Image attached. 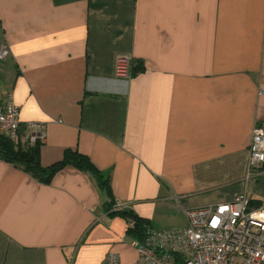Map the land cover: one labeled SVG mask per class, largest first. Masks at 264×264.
<instances>
[{
  "label": "crops",
  "instance_id": "0c3cea01",
  "mask_svg": "<svg viewBox=\"0 0 264 264\" xmlns=\"http://www.w3.org/2000/svg\"><path fill=\"white\" fill-rule=\"evenodd\" d=\"M2 47L0 103L11 95L23 126H45L42 165L86 155L116 207L152 231L242 193L264 203V164L249 165L264 126V0H0ZM123 56L129 79L115 75ZM107 204L90 172L67 166L45 184L0 157V264L136 262Z\"/></svg>",
  "mask_w": 264,
  "mask_h": 264
},
{
  "label": "built area",
  "instance_id": "2783aa9c",
  "mask_svg": "<svg viewBox=\"0 0 264 264\" xmlns=\"http://www.w3.org/2000/svg\"><path fill=\"white\" fill-rule=\"evenodd\" d=\"M8 56L0 48V61ZM133 60L123 56L116 60L117 78L129 79ZM23 129L27 142L43 143L45 126L20 121V107L10 95L0 103V136L19 140ZM264 164V127L254 129L249 145V165ZM251 197L242 193L232 202L190 209L186 212L188 226L181 229L146 232L142 240L131 242L139 254L132 264H264V203L252 207ZM135 223L129 222L133 228ZM104 264H120L119 256L108 254Z\"/></svg>",
  "mask_w": 264,
  "mask_h": 264
},
{
  "label": "trees",
  "instance_id": "16d2710c",
  "mask_svg": "<svg viewBox=\"0 0 264 264\" xmlns=\"http://www.w3.org/2000/svg\"><path fill=\"white\" fill-rule=\"evenodd\" d=\"M134 72L135 68H133L132 75ZM25 132L23 129L20 139L16 141L0 136V157L2 159L21 166L25 172L45 184L49 183L58 171L67 166H74L90 172L108 198V214L110 216H121L127 220L128 224L130 221L135 223L133 228H128V233L133 235L134 239L142 240L146 236V232L151 230L150 223L139 218L132 210H119L116 207L109 177L103 175L86 155L77 150L67 149L59 162L51 166H43L41 163L42 143L37 142L30 145L27 141H23L22 136H26Z\"/></svg>",
  "mask_w": 264,
  "mask_h": 264
}]
</instances>
